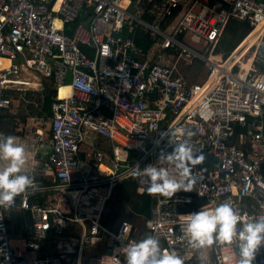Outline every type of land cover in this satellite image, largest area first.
<instances>
[{"label": "built area", "instance_id": "2783aa9c", "mask_svg": "<svg viewBox=\"0 0 264 264\" xmlns=\"http://www.w3.org/2000/svg\"><path fill=\"white\" fill-rule=\"evenodd\" d=\"M44 1L0 0V109L53 90L49 115H26L22 138L39 186L0 208V264H126L127 245L145 235L184 264H235V245L215 244L201 260L179 237L186 215L224 201L245 217L264 214V0ZM232 21L246 29L227 49ZM43 99L31 98L38 108ZM86 127L123 155L87 144ZM171 138L203 156L185 181L192 190L149 195L140 224L115 215L117 183L133 177L147 192L137 166L176 174L160 160L174 150Z\"/></svg>", "mask_w": 264, "mask_h": 264}, {"label": "clouds", "instance_id": "9594fccd", "mask_svg": "<svg viewBox=\"0 0 264 264\" xmlns=\"http://www.w3.org/2000/svg\"><path fill=\"white\" fill-rule=\"evenodd\" d=\"M175 143L174 150L162 155L160 160L171 163L176 168L172 174L165 167L137 166V176L144 181L149 195L172 198L180 190H192L186 179L191 174V166L202 161L191 145L185 141ZM36 177L29 171V158L25 144L13 135L0 133V208L8 210L15 206L16 198L30 194L38 188ZM181 241L201 254L215 244L231 247L235 264H255L257 254L264 249V214L243 216L229 201L219 203L212 209L201 208L186 215L182 222ZM126 264H184V259L175 251L163 249L159 239L145 235L138 242L126 247Z\"/></svg>", "mask_w": 264, "mask_h": 264}, {"label": "trees", "instance_id": "16d2710c", "mask_svg": "<svg viewBox=\"0 0 264 264\" xmlns=\"http://www.w3.org/2000/svg\"><path fill=\"white\" fill-rule=\"evenodd\" d=\"M246 24L243 22L232 21L225 30V36L223 39V46L227 49L231 48L235 40L242 38L245 33ZM229 37L233 38L232 42L229 41ZM198 71V70H196ZM30 92V91H29ZM44 96L43 104L41 108H36L30 111V113L40 114L42 112L47 115L50 114V102L51 95L53 93L52 87L46 85L45 88L41 91ZM39 94V92H37ZM22 113V110L18 111L17 114L25 120V117ZM23 115V116H22ZM9 112L6 108L0 109V131H3L6 135L18 134V132L13 129V126H10L9 123L5 124L3 121L4 117H8ZM13 116V115H12ZM10 115V117H12ZM13 135V136H14ZM92 161H95L93 158ZM108 205L112 208V211L115 215L125 212L127 209H130V214L134 215H144L148 216L150 212V207L152 205V199L150 198L147 192L140 193L137 190V182L135 178H130L129 180H124L117 183L113 187L111 197L108 201ZM26 229V228H25Z\"/></svg>", "mask_w": 264, "mask_h": 264}, {"label": "rangeland", "instance_id": "374dc122", "mask_svg": "<svg viewBox=\"0 0 264 264\" xmlns=\"http://www.w3.org/2000/svg\"><path fill=\"white\" fill-rule=\"evenodd\" d=\"M234 40V37L233 38H230L229 37V41L232 42ZM234 43V42H233ZM193 71L191 69H189L187 71V74L191 77H194V74L192 73ZM195 72V71H194ZM203 75L200 74L199 76L197 77H202ZM196 79H199V78H196ZM42 91V90H41ZM41 91H34L33 94H32V97H30L29 99V102L27 101H17L15 100L16 99V96H15V99H14V102L12 103V105L9 107V108H6L7 111L9 112V116L8 117H4L3 118V121L5 124H8L10 126H13V129L15 130V132L17 131L18 134L16 133L15 135H19L20 137H16L18 141L22 142L23 144H25L26 148L28 151H31L32 149V146H31V142L27 139H24L22 138L24 133H25V130L26 128H29V124L28 126H25L27 122H30L31 120L28 118L25 117V120L22 119V117H20L17 112L20 110H22V113L24 116L26 115H29V114H35V113H30L31 110L34 111V109L38 108L34 105V103H32V100L31 98L36 101V98L39 99V94H42ZM37 92H39V94H37ZM28 111V114H25L26 112ZM10 115L12 117H10ZM22 115V116H23ZM47 126V124H46ZM14 135V134H12ZM15 137V136H14ZM102 138H106L104 136H102ZM101 139V138H100ZM82 148L86 151H90V148L86 147L85 145H82ZM117 153H119L120 155H123V153L120 152V150H117ZM94 156L95 153H94ZM103 161V160H102ZM105 162V161H103ZM124 215L128 216V218L130 219V221H132L133 223L135 224H140L141 223V219L139 216H134L132 214H130L129 212H123Z\"/></svg>", "mask_w": 264, "mask_h": 264}, {"label": "bare ground", "instance_id": "6f19581e", "mask_svg": "<svg viewBox=\"0 0 264 264\" xmlns=\"http://www.w3.org/2000/svg\"><path fill=\"white\" fill-rule=\"evenodd\" d=\"M33 1H34V2H40V0H33ZM47 1H48V0H45L44 2H47ZM249 39H250V36H247V37H245L243 40H241V41L238 43V45L236 46V48L233 50V53H232L231 57H230L229 60L226 62V65H227L231 60H233L234 57H236V56L239 55V52L243 50L244 45L248 42ZM0 62H2V63H6V60H4V59H0ZM210 81H211V78L207 80L206 84H208ZM66 91H67V88H66V87H60V88H59V95H60V96L64 95ZM87 131H91V132H94V133H96V134H98V135H101V136H104V137L108 138L106 135L102 134L101 132H99V131H97V130H95V129H93V128H88V127H86V128H84V141H85V139H86V133H87ZM108 139H110V138H108ZM96 149L99 150V151H101V152H103L107 157H109V156L104 152V150H101V149H99V148H96ZM115 154H118V153H117V151L114 150V151H113V154H112L111 157H114ZM101 167H102V165H101ZM102 169H103V168H102ZM100 170H101V168H100Z\"/></svg>", "mask_w": 264, "mask_h": 264}, {"label": "crops", "instance_id": "0c3cea01", "mask_svg": "<svg viewBox=\"0 0 264 264\" xmlns=\"http://www.w3.org/2000/svg\"><path fill=\"white\" fill-rule=\"evenodd\" d=\"M15 137L17 136V135H14ZM101 138V139H100ZM85 142L87 143V144H89L91 147H93V148H99V149H101V150H104V152L109 156V157H111L112 156V154H113V151H114V149H113V146H112V144H111V141H110V139H108V138H102V136L101 135H98V134H96V133H94V132H91V131H87V133H86V139H85ZM86 151V150H85ZM112 158V157H111ZM101 169L103 168V166L102 167H100ZM130 213V212H129ZM132 215H134V214H132ZM137 216V215H136Z\"/></svg>", "mask_w": 264, "mask_h": 264}, {"label": "water", "instance_id": "95a60500", "mask_svg": "<svg viewBox=\"0 0 264 264\" xmlns=\"http://www.w3.org/2000/svg\"><path fill=\"white\" fill-rule=\"evenodd\" d=\"M80 156H81V158H83L84 157V154L81 152ZM194 209L195 208L192 207V206H181L179 208L180 211H190V210H194ZM107 252L109 253V249L107 250Z\"/></svg>", "mask_w": 264, "mask_h": 264}]
</instances>
